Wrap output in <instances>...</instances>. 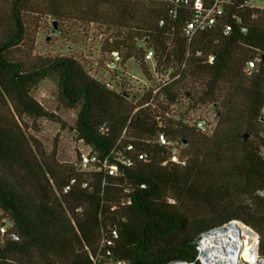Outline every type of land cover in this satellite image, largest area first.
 <instances>
[{
    "label": "trees",
    "instance_id": "1",
    "mask_svg": "<svg viewBox=\"0 0 264 264\" xmlns=\"http://www.w3.org/2000/svg\"><path fill=\"white\" fill-rule=\"evenodd\" d=\"M248 1L232 0L187 44L190 10L163 0H0V214L17 236L0 247V264H199L196 239L232 220L257 234L264 257V11ZM30 15L100 26L103 54L148 75L151 50L153 72L171 70L168 79L155 94H130L74 58L32 57ZM43 80L76 110V140L94 169L59 164L27 134L25 120L54 118L32 96ZM181 97L215 109L210 135L166 115ZM158 133L180 146L184 165L161 166ZM105 158L115 176L98 169Z\"/></svg>",
    "mask_w": 264,
    "mask_h": 264
},
{
    "label": "rangeland",
    "instance_id": "2",
    "mask_svg": "<svg viewBox=\"0 0 264 264\" xmlns=\"http://www.w3.org/2000/svg\"><path fill=\"white\" fill-rule=\"evenodd\" d=\"M248 5L264 11V0H249ZM28 22H30L28 35L32 41V57L74 58L83 65L91 77L103 81L111 88L123 89L130 94L140 93V95L143 89L151 88L156 92L171 72L168 70L165 75L152 73L154 63L149 61L144 63L145 69L148 70V75H145L139 63L130 59L125 62L122 69L111 74L105 66L108 57L101 52V45L104 43L102 27L82 25L75 21L54 23L53 19L43 15H30ZM29 44V40L26 41L21 51L26 50ZM32 96L48 113L54 115V118L40 119L34 123L25 120L29 126L26 130L27 134L39 141L46 153L54 154L59 164L73 165L78 169L80 156L87 154L90 149L76 140L74 130L76 110L66 109L59 103L56 86L50 80L39 83ZM166 115L170 118L181 117L184 124L203 118L210 127L208 135L213 132L217 122L213 107L200 104L192 106L190 100L185 97H181L178 103L170 105Z\"/></svg>",
    "mask_w": 264,
    "mask_h": 264
},
{
    "label": "built area",
    "instance_id": "3",
    "mask_svg": "<svg viewBox=\"0 0 264 264\" xmlns=\"http://www.w3.org/2000/svg\"><path fill=\"white\" fill-rule=\"evenodd\" d=\"M168 2L174 9L177 7L188 8L191 12L190 18L184 23L182 27V36L187 44L199 32H203L213 28L219 18L224 14L226 7L232 0H163ZM248 7V2L246 3ZM162 25V22L159 23ZM229 27H226L224 34H228ZM242 33L246 29H241ZM198 54V53H197ZM213 57H209V62ZM153 61V52L151 50L145 51L142 62L147 63ZM121 57L118 52H112L108 61L105 63L106 69L110 70L111 74H115L120 69ZM255 61L250 60L244 64L243 71L250 74L254 68ZM122 69V68H121ZM152 73L153 70H152ZM164 84V83H162ZM108 87L109 85L106 84ZM111 88V87H109ZM144 88V87H143ZM146 90V89H145ZM143 89V93L145 91ZM146 92V91H145ZM155 94V91H153ZM261 116L264 117V109L261 111ZM189 127H193L197 132L208 135L210 127L203 118H197L185 123ZM156 142L160 147L166 149L164 160L161 166L176 165L182 166L185 159L182 156L180 146L167 139L164 133H158ZM131 146L127 147L130 150ZM260 156L264 160V148L260 149ZM146 155H141L139 158H145ZM97 163L95 155L90 153L81 155L78 163L79 171H89L94 169ZM127 164V162H123ZM99 170H102L108 176H115L117 174V167L113 164H108L105 158L101 162ZM73 180L69 184H73ZM85 186V185H84ZM67 191V187L64 188ZM258 197L264 198V190L256 192ZM12 224L0 214V247L7 240L16 241L17 236L10 232ZM196 261L199 264H264V257L259 254V239L257 234L244 225L242 222L232 220L226 224L216 227L210 231L201 234L195 242Z\"/></svg>",
    "mask_w": 264,
    "mask_h": 264
}]
</instances>
